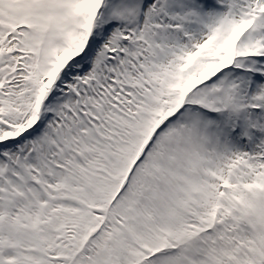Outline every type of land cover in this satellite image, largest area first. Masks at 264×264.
<instances>
[{
    "label": "snow or ice",
    "instance_id": "obj_1",
    "mask_svg": "<svg viewBox=\"0 0 264 264\" xmlns=\"http://www.w3.org/2000/svg\"><path fill=\"white\" fill-rule=\"evenodd\" d=\"M0 264H264V0H0Z\"/></svg>",
    "mask_w": 264,
    "mask_h": 264
}]
</instances>
